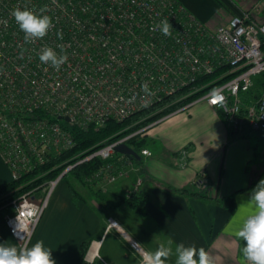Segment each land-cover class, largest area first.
I'll return each mask as SVG.
<instances>
[{"label":"built area","instance_id":"obj_1","mask_svg":"<svg viewBox=\"0 0 264 264\" xmlns=\"http://www.w3.org/2000/svg\"><path fill=\"white\" fill-rule=\"evenodd\" d=\"M44 6L50 9L45 14L51 16L54 27L44 38L25 43L12 11L17 7L38 11ZM164 19L172 25L171 36L158 27ZM45 46L57 53L60 46L66 51L68 61L59 70L39 61ZM261 74L264 23L247 12L212 26L177 0H0V154L12 179L36 172L34 180H39L53 169L42 168L76 146L73 134L55 118L80 128L101 127L186 90L180 99L204 92L176 111L206 101L229 131L264 133V80L258 96L244 97ZM211 76L216 77L202 82ZM144 83L152 95L141 90ZM150 126L85 157L78 153L69 162L99 157L103 164L87 182L106 190L105 183L134 169L133 160L119 153L117 146L143 135ZM142 155L152 153L143 149ZM73 166L11 202L7 225L20 246L29 245L51 193ZM141 185L138 178L135 189ZM16 229L23 231L22 241L13 234Z\"/></svg>","mask_w":264,"mask_h":264},{"label":"crops","instance_id":"obj_2","mask_svg":"<svg viewBox=\"0 0 264 264\" xmlns=\"http://www.w3.org/2000/svg\"><path fill=\"white\" fill-rule=\"evenodd\" d=\"M177 1L212 26L246 12L264 23V0ZM155 126L144 135L148 141L161 138L166 156L154 157L148 142L144 149L150 150L151 156L142 158L140 164L132 159L134 169L110 183L107 190L93 186L109 195L108 203L81 188L78 190L85 199L75 201L64 177L66 183L60 180L51 193L28 246L43 240L56 264H141L144 252L155 251L171 240L173 249L179 243L203 247L216 264H242L243 241L234 232L251 211L250 206L240 204L264 179V135L257 134V139L254 134L244 135L245 131L231 135L206 101L175 111ZM137 178L142 179L138 190ZM10 181L11 171L0 154V186ZM176 189L207 192L210 198L184 195ZM135 192L148 196L144 212L115 204L114 194ZM8 212H0V242L20 246L9 231ZM112 220L116 224L112 225ZM175 259L170 257L168 264H175Z\"/></svg>","mask_w":264,"mask_h":264},{"label":"clouds","instance_id":"obj_3","mask_svg":"<svg viewBox=\"0 0 264 264\" xmlns=\"http://www.w3.org/2000/svg\"><path fill=\"white\" fill-rule=\"evenodd\" d=\"M50 9L41 7L38 11L19 7L12 11V16L24 33L25 43L34 42L44 38L54 27L51 16L45 14ZM165 36H171L172 25L168 19H164L158 25ZM155 30V29H153ZM63 39L60 32L57 33ZM39 61L59 70L68 61V55L60 46V53L52 47L45 46L39 54ZM141 90L152 95L148 84L141 85ZM251 211L245 215L234 236L243 241L241 249L242 264H264V179H260L248 194L246 201L239 207H249ZM13 234L19 241L24 239L22 230H14ZM172 241L167 245L161 244L155 251L144 252L141 264H168L173 255L176 257L175 264H216L215 258L203 247L185 245L179 243L175 249L171 247ZM0 264H56L52 256V250L45 246L43 240L36 241L31 247L26 244L17 246L8 242H0Z\"/></svg>","mask_w":264,"mask_h":264},{"label":"trees","instance_id":"obj_4","mask_svg":"<svg viewBox=\"0 0 264 264\" xmlns=\"http://www.w3.org/2000/svg\"><path fill=\"white\" fill-rule=\"evenodd\" d=\"M216 76H211L202 80V82L210 81L214 79ZM264 80V74L259 75L255 80L254 87L246 94L244 97L246 99H250L252 97L258 96L261 91L262 84ZM189 91L180 92L174 96L166 98L161 104H157L153 107L140 111L131 117L127 118L124 121H115L111 120L108 121L105 125L98 127L96 125H90L88 128H80L76 125H71L67 122H62L58 117L55 118L56 121L62 123L64 127H66L72 134L76 141V146L73 150L68 153H64L63 155L59 156L56 160L51 162L47 167L42 168L43 170L52 169L50 173L39 180H34L36 178V172L33 174H26L20 179H12L9 183L0 186V212L5 211L10 208L11 202L18 198L22 193L26 190L33 188L34 186L47 184L50 180L55 179L59 174H61L70 164H74L73 168L70 170L68 175L65 177L68 178L70 183V187L74 194L75 201H79L81 199H85L78 188L75 186V183L80 185L85 190L91 191L93 194L97 195L101 200L108 203V194H103L100 190H94L93 186L87 182V178L96 171L102 164L103 161L99 157H94L90 160H86L82 163L76 164L77 159H74L69 162L71 157L75 156L78 153L82 154V157H85L89 152L96 150L103 146L104 144L118 140L130 133L136 132L141 128H144L151 123L159 120L160 118L170 114L181 108L182 106L190 103L191 101L198 98L204 91L199 93L193 94L186 98L180 99L183 95L187 94ZM180 99V100H179ZM179 100V101H177ZM175 102V103H173ZM173 103V104H172ZM169 104L170 106L163 109L161 112L159 110L163 108V106ZM248 131V132H247ZM231 135H234L231 132ZM248 135L250 134H261L262 136L264 133L262 132H254L246 130L244 132ZM128 145L134 149L138 154L139 157L135 158L137 163H142V150L144 147L147 146L148 140L143 135H137L131 138L128 142ZM89 150V151H88ZM87 152V153H86ZM34 180V181H33ZM27 184V185H25ZM179 191L184 195H191L194 197H199L203 199H209L210 196L207 192H195V191H188L186 189L175 190ZM115 195V196H114ZM113 199L115 204L118 205H128L136 208L140 212H144V205L148 199V196L145 193H132L128 196L114 194ZM81 253L84 256L85 254V246H82ZM94 264H100L99 262H94Z\"/></svg>","mask_w":264,"mask_h":264},{"label":"rangeland","instance_id":"obj_5","mask_svg":"<svg viewBox=\"0 0 264 264\" xmlns=\"http://www.w3.org/2000/svg\"><path fill=\"white\" fill-rule=\"evenodd\" d=\"M62 122L63 121H65V120H61ZM150 125H152V126H150V128H152L153 126H155V124L154 123H152V124H150ZM157 125V124H156ZM149 126V125H148ZM150 128H148V129H150ZM155 128H158L159 129V127L158 126H155L154 127V129ZM158 129H155V130H158ZM143 136H145L144 134H143ZM257 134L256 133H254V135H253V137L255 138V139H257ZM145 138L147 139V136H145ZM149 148L151 149V151L153 152V156L154 157H162V156H166V154L164 153V150H166V148H165V142L161 139V138H159V137H156V138H153V139H149ZM142 158L143 159H146V157L145 156H142ZM131 169H129V170H127L126 171V173H128V171H130ZM67 179V178H66ZM66 179H61V183H66ZM137 180H138V178H137ZM137 180H136V182H135V186H136V184H137ZM60 183V184H61ZM43 184V183H42ZM45 185V184H44ZM108 185L109 184H107V183H105V185H104V188L107 190L108 189ZM75 186L78 188V189H83L82 187H80V185H78V184H76L75 183ZM56 188V187H55ZM94 190H96V189H94ZM100 190H102V189H100ZM43 192V191H42ZM43 196H44V194H43ZM11 209V208H10ZM8 214H10V213H12V210L10 211L9 210V208H8ZM39 225V224H38Z\"/></svg>","mask_w":264,"mask_h":264},{"label":"water","instance_id":"obj_6","mask_svg":"<svg viewBox=\"0 0 264 264\" xmlns=\"http://www.w3.org/2000/svg\"><path fill=\"white\" fill-rule=\"evenodd\" d=\"M66 120L68 121V119ZM116 149L119 153L127 155L130 159H135L139 157V154L134 149H132L128 144L125 143L120 144L117 146Z\"/></svg>","mask_w":264,"mask_h":264}]
</instances>
